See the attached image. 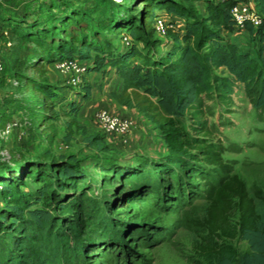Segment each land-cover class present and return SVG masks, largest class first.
Instances as JSON below:
<instances>
[{"label":"trees","instance_id":"obj_1","mask_svg":"<svg viewBox=\"0 0 264 264\" xmlns=\"http://www.w3.org/2000/svg\"><path fill=\"white\" fill-rule=\"evenodd\" d=\"M202 1L205 14L178 0H46V18L16 16L3 24L19 42L35 46L30 66L39 77L22 73L17 64L13 74L19 85L31 90L25 110L32 122L53 127L49 121L57 117L56 102L66 103V113L72 115L69 136L90 86L83 81L74 88L77 98L64 97L47 81L45 65L75 58L87 70L113 67L122 80L113 96L155 123L167 147L164 155L155 154L135 167L114 168L120 189L129 185L128 199L142 197L152 192L154 177L157 185L175 192L171 196L176 205L188 197H204L202 216L192 217L189 209L182 215L183 223L200 237L196 245L204 261L198 264H264V188L257 183L248 187L233 171L223 156L226 146L214 140L218 126L209 120L206 103L212 93L232 101V92L241 85L264 122V0H254L261 13L259 24L245 26L258 38L256 56L222 34L236 27L230 13L235 0ZM162 9L183 18L182 25L167 22L166 41L154 36L153 22ZM113 34L126 35L129 42L114 44ZM218 67L223 74L213 71ZM9 119L0 114V128ZM104 136L100 132L89 138L105 146ZM47 137L51 139V133ZM97 166L102 171L112 168L103 162ZM184 175L201 177L202 193L184 192ZM88 183L87 171L73 153L47 158L0 151V264H87V248L117 239L114 233L121 227L115 220L104 218L96 224L81 207ZM77 191L78 199H73ZM234 237L244 239L248 248L239 253ZM101 255L109 264L141 263L135 258L118 262L119 254L113 255L109 247L101 249Z\"/></svg>","mask_w":264,"mask_h":264},{"label":"rangeland","instance_id":"obj_2","mask_svg":"<svg viewBox=\"0 0 264 264\" xmlns=\"http://www.w3.org/2000/svg\"><path fill=\"white\" fill-rule=\"evenodd\" d=\"M178 1L185 5L192 4L200 14L205 13L201 0ZM42 2L46 0H0L2 25L0 48L5 65L2 75L5 83L0 86V105L2 109L6 108L5 113L10 115L9 121L15 117L26 124V135L21 139L16 138L13 133L0 136V151L10 150L26 156L45 155L47 158L73 153L80 159L89 177L88 188L84 191L86 195H81V207H86L96 224L102 223L104 218H112L115 220L114 223L121 227L116 233L113 232L115 236L119 235L117 239L97 241L95 249L87 248L85 253L87 264H109L101 255V249L106 247L110 248L113 255L119 254L118 262L132 263L133 258L140 260L139 264H198L204 261L196 245V240H200L199 234L186 226L182 218L186 209H189V215L192 217L202 216L207 205L204 197H188L182 205H176V201L171 196L175 192L171 191V188L165 189L157 185L154 177H152V192L142 197L128 199L129 185L120 189V175L114 171V168L135 167L140 161H146L156 156L155 154L162 156L167 153L160 132L156 133L157 137L154 139L155 152L146 153L131 142L123 144L116 141L114 145L97 146V143L89 138L90 134L77 121L72 124L70 134L67 136L72 115L66 113L68 110L64 106L66 103L56 102L54 110L57 112V117L54 121H49L53 127L29 119L25 103L31 96V90L19 85L16 79V82H13L14 79L11 77L8 79V76L9 71L13 72L17 64L22 73L39 77L36 70L30 66L35 46L29 42L20 43L15 34L5 30L4 25L8 24V19L16 16L27 20L46 18L48 12ZM140 6L141 3L135 5V9ZM176 20L179 22V19ZM225 34V37L241 50L250 51L256 56L259 41L247 28L235 27ZM154 36L165 40L161 35ZM110 39L118 45L124 42V39L117 34L110 35ZM46 65L44 75L50 82V70ZM213 71L216 74H223V69L220 67L213 68ZM52 84L55 85L56 92L64 97H78L73 93L74 88L80 86L74 87L70 83H65L64 89L60 90L58 85ZM231 96L233 99L230 102L220 100L213 93L206 99V103L211 108L207 116L218 126L214 140L219 139L226 146L223 156L232 165L233 171L245 180L248 187L252 183H257L264 188V122L257 118L241 85L235 88ZM223 120L226 122L222 123ZM50 133L51 139L47 137ZM10 135L14 136L11 141ZM101 162L110 164L112 168L109 171L100 170L97 164ZM182 181L185 185L184 192L190 194L191 190H196L202 193L204 185L201 177L184 175ZM30 185L35 186L36 183ZM77 195L78 191L72 198L78 199ZM148 195L151 197L147 198ZM0 206H3L1 201ZM64 214L68 215L71 212L66 211ZM231 241L239 253L248 248L247 242L240 237H234Z\"/></svg>","mask_w":264,"mask_h":264},{"label":"crops","instance_id":"obj_3","mask_svg":"<svg viewBox=\"0 0 264 264\" xmlns=\"http://www.w3.org/2000/svg\"><path fill=\"white\" fill-rule=\"evenodd\" d=\"M203 11L205 12V4ZM158 16L163 18L167 22L170 20H174L179 25L183 24L182 17H180L176 13L167 12L164 9L159 11ZM176 19H179V22H177ZM227 32H229V30L223 29L222 34L225 36V33ZM161 37L165 38V41L168 40V37H166L165 35ZM46 68L50 70V82L58 85L60 87V90H63V86H65V83H68L66 75L58 71L55 66V62L47 64ZM9 73L10 75L8 76V79L10 77L12 79L15 78L11 70L9 71ZM2 75L3 73H0V86L4 85L5 83L3 81ZM84 82L90 86V94L86 99L82 100L81 109L76 114L77 123H80L81 126L85 128V131L89 134H93V131H95L96 133H100V128L94 118V111L96 109L107 108L113 113L126 115L132 120L128 142H131L133 145L137 146L139 150H144L146 153H154V139L157 137L156 133L159 132V130L155 126V123L151 122L147 118V116L137 107L122 104L113 96L112 92H119L122 88L121 77L114 71L113 67L104 65L99 70H88L84 76ZM73 94H76V92L74 91ZM5 111H7L6 108L2 109L0 105V114ZM10 136H12V138L10 139L11 141L13 140L14 136ZM103 143L114 145L116 143V140L112 136L105 135Z\"/></svg>","mask_w":264,"mask_h":264},{"label":"built area","instance_id":"obj_4","mask_svg":"<svg viewBox=\"0 0 264 264\" xmlns=\"http://www.w3.org/2000/svg\"><path fill=\"white\" fill-rule=\"evenodd\" d=\"M230 13L234 26L239 28H245L247 23L257 26L261 21V13L254 0H235L230 8ZM153 27L156 34L164 36L166 34L167 21L157 16L153 22ZM123 39L124 43L129 42L128 36L124 35ZM54 62L56 68L66 75L68 83L74 87L82 84L84 76L88 71L83 61L75 58H62ZM4 67L3 55L0 48V73H3ZM13 79V82H16L15 78ZM94 118L104 135L112 136L116 141L123 144L128 142L132 126L130 117L113 113L107 108H98L94 111ZM25 125V122L14 117L3 128H0V136H7L13 133L16 138L21 139L26 135Z\"/></svg>","mask_w":264,"mask_h":264}]
</instances>
